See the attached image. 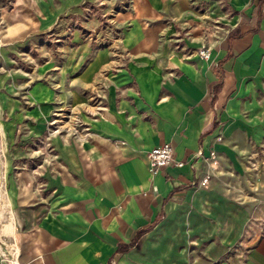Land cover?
Returning a JSON list of instances; mask_svg holds the SVG:
<instances>
[{
	"label": "crops",
	"instance_id": "0c3cea01",
	"mask_svg": "<svg viewBox=\"0 0 264 264\" xmlns=\"http://www.w3.org/2000/svg\"><path fill=\"white\" fill-rule=\"evenodd\" d=\"M53 1L39 28L75 4ZM105 1L109 36L40 63L29 90L36 111H83L105 85L80 147L58 145L44 184L25 170L6 177L2 152L0 264L11 253L19 264H264V0ZM10 52L0 105L22 119L25 77ZM161 141L184 163L151 173L145 151ZM210 145L211 166L195 154Z\"/></svg>",
	"mask_w": 264,
	"mask_h": 264
},
{
	"label": "rangeland",
	"instance_id": "374dc122",
	"mask_svg": "<svg viewBox=\"0 0 264 264\" xmlns=\"http://www.w3.org/2000/svg\"><path fill=\"white\" fill-rule=\"evenodd\" d=\"M46 1L56 5L53 0H0V28L10 23L18 24L11 34L3 35L0 31V62L4 64L5 54L11 51V63L19 68L11 71L25 77L22 87L28 105L27 116L22 119L11 117L0 105V166L4 161L2 152H5L6 177H19L25 170V182L38 184L45 183L43 171L46 168L58 166L59 144L80 147L89 131L87 117L98 115L106 90L105 85L99 84L88 91L92 103L83 111L66 104L50 107L45 112L36 111L29 90L42 79L38 70L40 63L46 60L59 62L67 51L79 44L98 47L108 35L110 23V14L103 9L105 0H71L75 1L74 8L62 11L50 26L39 28L43 14L40 6ZM5 82L7 79L0 72V86ZM210 148L214 154L211 160H216L213 147H209L205 155L208 156Z\"/></svg>",
	"mask_w": 264,
	"mask_h": 264
},
{
	"label": "built area",
	"instance_id": "2783aa9c",
	"mask_svg": "<svg viewBox=\"0 0 264 264\" xmlns=\"http://www.w3.org/2000/svg\"><path fill=\"white\" fill-rule=\"evenodd\" d=\"M197 53L202 56V57H206L208 54V50L206 46H201L197 48ZM210 147H212L210 145ZM196 155H200L202 156L203 160L206 162V164H208L209 166H211V163H215V160H211L214 158V154H213V149L210 148L209 154L204 155L202 153V149L199 148L198 150L195 151ZM145 157L147 160V164H148V168L150 169L151 173H155L157 171V169L163 165H167V164H173L175 166H181L184 161L181 159H176L174 158V154H173V148L172 145L170 144L169 141H161L153 146H151L149 149H147L145 151ZM190 165H192V163H190ZM209 172H204L203 179L199 181L200 185L204 184V179L208 176ZM150 189H154V185L150 186ZM146 190H143L142 193H144ZM252 222V219H250L249 223ZM262 222L260 221L259 223H256V225H258V228H256L254 230V233L261 228L262 226ZM250 226L248 227V229L250 230ZM255 228V227H254ZM11 256H14L15 261H12ZM6 262H8L9 264H19L17 262V254H9L7 258H5Z\"/></svg>",
	"mask_w": 264,
	"mask_h": 264
},
{
	"label": "bare ground",
	"instance_id": "6f19581e",
	"mask_svg": "<svg viewBox=\"0 0 264 264\" xmlns=\"http://www.w3.org/2000/svg\"><path fill=\"white\" fill-rule=\"evenodd\" d=\"M1 145H3V142L1 141ZM3 164V163H2ZM3 178H4V171L3 168L0 166V204L5 205L7 203L5 194L1 191V186L3 184ZM5 208V207H4ZM3 207L0 205V212H2ZM7 211V210H6ZM5 211V212H6ZM2 217V216H1ZM8 217V216H7ZM8 232H11V228H8ZM13 251V250H12ZM10 253V252H9ZM13 254V253H12ZM12 261H15L14 256H11Z\"/></svg>",
	"mask_w": 264,
	"mask_h": 264
},
{
	"label": "trees",
	"instance_id": "16d2710c",
	"mask_svg": "<svg viewBox=\"0 0 264 264\" xmlns=\"http://www.w3.org/2000/svg\"><path fill=\"white\" fill-rule=\"evenodd\" d=\"M232 33H233V31L231 30V31H229L228 35H231ZM142 231H143V230H141V231L139 232V234H140ZM136 239H137L136 236L133 237V238L129 241V243L127 244V246H131V245L136 241ZM117 247H118V245H117Z\"/></svg>",
	"mask_w": 264,
	"mask_h": 264
}]
</instances>
